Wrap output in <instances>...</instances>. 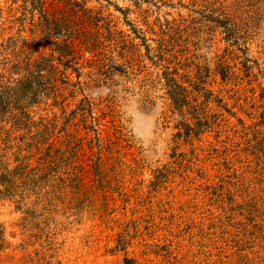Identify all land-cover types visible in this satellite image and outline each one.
Listing matches in <instances>:
<instances>
[{"label": "rangeland", "instance_id": "1", "mask_svg": "<svg viewBox=\"0 0 264 264\" xmlns=\"http://www.w3.org/2000/svg\"><path fill=\"white\" fill-rule=\"evenodd\" d=\"M38 6L54 19L48 26ZM143 34L170 53L155 61L144 52L135 68L129 55L143 50L120 47L142 44ZM70 37L78 58L54 45ZM89 60L98 64L92 93L111 103L118 144L90 161L50 136L37 150L39 130L55 125V134L69 98L80 96ZM165 66L201 83L206 113L235 132L239 157L256 129L264 159L255 117L264 106V0H0V264H264V161L260 170L245 157L242 179L227 175L226 184L208 160L205 176L159 171L172 133L158 78Z\"/></svg>", "mask_w": 264, "mask_h": 264}, {"label": "trees", "instance_id": "2", "mask_svg": "<svg viewBox=\"0 0 264 264\" xmlns=\"http://www.w3.org/2000/svg\"><path fill=\"white\" fill-rule=\"evenodd\" d=\"M38 12L39 15L41 12V20L45 25L48 26V22L54 20L53 18L49 20L47 11H41L39 6ZM210 18H212V16ZM225 20L226 18L220 16V14L214 16L215 23L223 25L226 23ZM164 27H166V30H170V25L168 23H165ZM166 30L160 31V35L163 39ZM53 37L57 39L59 36L53 35ZM140 38L143 43L138 45H142L141 47L138 45L134 46L131 40L130 42L123 41L122 47H120L125 51H129L131 54L140 48L143 50V53L138 54L137 57L129 55V64H132L131 66L135 68L142 67L141 63L144 60V52L146 54L151 53L150 56L152 55L155 61L162 60L170 53L167 50L161 49L160 42L162 38L157 39L155 48H151L145 41L144 34L140 36ZM71 39V37L63 38V40L60 39L61 42L56 40L57 42H54V45L60 52L65 49L66 51L63 54L66 56H75V58H78V51L72 52L68 50V44H70L69 42H71ZM125 51H117L116 57L118 59H123ZM132 60L134 62H132ZM88 67L91 70H89L87 74L84 72V78L82 81H78L81 90L80 96H71L69 98L74 100V102H67L65 107H70V110L65 113L66 115L62 124L57 127L56 133L52 135L56 129L55 125H43L41 130H39V132H43L42 134L44 137L42 138L43 141L37 142L36 140L35 148L37 150H40V146L43 145L45 140L48 142L50 136L57 145H64V151L72 150L76 158H80L83 161L89 158L90 161L92 156L96 154L100 155L103 151L111 152V148L118 144L119 138L115 135L114 131L115 116L111 103H107L100 95L92 93L94 84L89 75L93 69L98 67V64L96 63L94 65L89 60ZM216 67L218 73L224 78L223 81H225V84L231 81V78H225L227 71L219 62H217ZM158 78L160 89H162V95L167 105L164 125L172 130L171 141L168 147L170 150L168 155L170 160L168 163L161 165L159 171L171 165L170 167H174V170L179 171V174L201 171L198 173L205 176V162L208 160L211 161V169L215 172L213 177L218 180L224 179L223 183L226 184L227 175L230 178H235V181L241 180L242 177L240 174H242L243 165L246 163L251 164L252 159L257 163V169L261 170L264 159L259 157L254 148L257 133L256 129L251 130V136L254 139L249 138L248 140L251 143L250 151H244L245 156L242 158L239 157L240 143L233 145L231 141L232 137L235 136V132L233 130L230 132V127L227 126L225 120L220 123L218 120H215L214 117L212 118V115L206 113L209 107L206 105L204 94L207 93H203L202 91L203 94H201V89L196 85L199 82H195L194 79L189 78L185 73L182 75L177 73L175 68L170 69L168 66H165V68L160 71ZM193 84H195V86H192ZM258 93H260L259 97L260 101H262L264 89ZM199 98L200 100H198ZM255 117L264 124V106L259 108ZM55 120L57 119L51 118L47 120V122L56 123ZM248 120L250 123L253 122L254 116H250ZM216 121L219 123H216ZM240 121L241 120H238V122ZM214 125L215 130L213 131L212 127ZM240 125L243 127L242 122ZM250 126L253 127V125ZM36 128H40V126L38 125ZM28 129L27 132H30L31 127L29 123ZM29 148L31 147L29 146ZM245 157L247 159L246 163H244ZM219 190V200L221 203H224L221 198L224 197V190ZM222 207L224 210V206ZM146 226H143L141 230L138 229V226H133V232H144ZM133 234L136 235L135 233ZM120 243L124 249L126 247V245H123L125 242ZM143 243L144 246L149 245L147 242ZM132 260L134 259L132 258Z\"/></svg>", "mask_w": 264, "mask_h": 264}]
</instances>
